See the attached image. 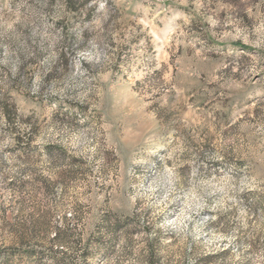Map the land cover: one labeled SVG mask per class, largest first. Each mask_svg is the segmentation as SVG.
I'll use <instances>...</instances> for the list:
<instances>
[{
  "label": "rangeland",
  "instance_id": "obj_1",
  "mask_svg": "<svg viewBox=\"0 0 264 264\" xmlns=\"http://www.w3.org/2000/svg\"><path fill=\"white\" fill-rule=\"evenodd\" d=\"M264 264V0H0V264Z\"/></svg>",
  "mask_w": 264,
  "mask_h": 264
},
{
  "label": "trees",
  "instance_id": "obj_2",
  "mask_svg": "<svg viewBox=\"0 0 264 264\" xmlns=\"http://www.w3.org/2000/svg\"><path fill=\"white\" fill-rule=\"evenodd\" d=\"M5 264H8V263H5Z\"/></svg>",
  "mask_w": 264,
  "mask_h": 264
}]
</instances>
